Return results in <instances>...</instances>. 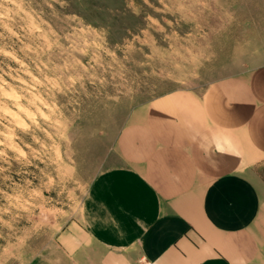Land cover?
<instances>
[{"label":"rangeland","instance_id":"obj_1","mask_svg":"<svg viewBox=\"0 0 264 264\" xmlns=\"http://www.w3.org/2000/svg\"><path fill=\"white\" fill-rule=\"evenodd\" d=\"M261 63L264 0H0V264L66 263L134 108Z\"/></svg>","mask_w":264,"mask_h":264},{"label":"crops","instance_id":"obj_2","mask_svg":"<svg viewBox=\"0 0 264 264\" xmlns=\"http://www.w3.org/2000/svg\"><path fill=\"white\" fill-rule=\"evenodd\" d=\"M263 172L264 63L142 103L60 232L65 264H264Z\"/></svg>","mask_w":264,"mask_h":264}]
</instances>
